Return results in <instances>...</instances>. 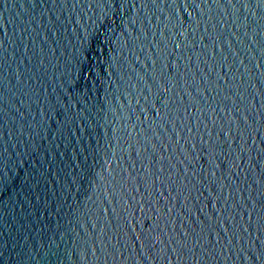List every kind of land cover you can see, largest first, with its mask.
<instances>
[{
  "label": "water",
  "instance_id": "obj_1",
  "mask_svg": "<svg viewBox=\"0 0 264 264\" xmlns=\"http://www.w3.org/2000/svg\"><path fill=\"white\" fill-rule=\"evenodd\" d=\"M0 264H264V0H0Z\"/></svg>",
  "mask_w": 264,
  "mask_h": 264
}]
</instances>
